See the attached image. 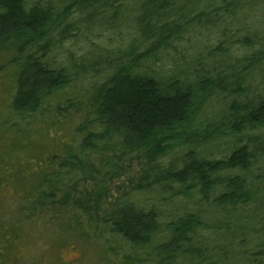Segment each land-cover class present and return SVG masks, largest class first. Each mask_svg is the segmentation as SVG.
<instances>
[{
	"label": "trees",
	"instance_id": "16d2710c",
	"mask_svg": "<svg viewBox=\"0 0 264 264\" xmlns=\"http://www.w3.org/2000/svg\"><path fill=\"white\" fill-rule=\"evenodd\" d=\"M78 246L264 264V0H0V264Z\"/></svg>",
	"mask_w": 264,
	"mask_h": 264
},
{
	"label": "rangeland",
	"instance_id": "374dc122",
	"mask_svg": "<svg viewBox=\"0 0 264 264\" xmlns=\"http://www.w3.org/2000/svg\"><path fill=\"white\" fill-rule=\"evenodd\" d=\"M72 49H74L72 47ZM145 163V158H140L134 162L133 170L129 175L116 180L110 190V196L115 197L118 194L131 189L136 184L139 175L142 172V166ZM105 203V201H104ZM63 259L69 264H93L96 261V253L92 248L84 250L81 246L68 248L63 252Z\"/></svg>",
	"mask_w": 264,
	"mask_h": 264
}]
</instances>
